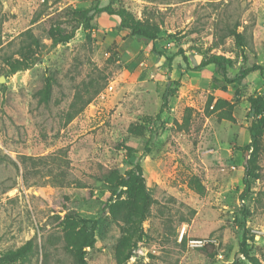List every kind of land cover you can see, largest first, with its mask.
<instances>
[{
  "label": "rangeland",
  "instance_id": "1",
  "mask_svg": "<svg viewBox=\"0 0 264 264\" xmlns=\"http://www.w3.org/2000/svg\"><path fill=\"white\" fill-rule=\"evenodd\" d=\"M97 3L159 26L158 38H137L100 12L52 45ZM236 25L243 50L229 35ZM24 52L40 54L37 63L9 73ZM214 54L233 60L230 76L264 65V0H0V251L35 241L9 264H74L68 215L97 220L88 264L129 252L123 264H252L241 253L243 208L250 254L264 264V132L253 144L249 101L264 97V78L229 84L215 64L197 67ZM167 87L177 91L158 117ZM219 99L234 120L213 108ZM137 161L155 203L143 219L116 221L103 205L132 204L118 184Z\"/></svg>",
  "mask_w": 264,
  "mask_h": 264
},
{
  "label": "trees",
  "instance_id": "2",
  "mask_svg": "<svg viewBox=\"0 0 264 264\" xmlns=\"http://www.w3.org/2000/svg\"><path fill=\"white\" fill-rule=\"evenodd\" d=\"M99 1V0H98ZM100 12H107L109 15H115L119 18V29L130 32L133 36L137 38L146 39L154 42L160 33L159 26L143 23L139 20H135L132 14L126 10L115 9L111 5H100L97 3L93 9L84 10L78 13L79 19L78 24L73 27L70 33H60L58 36H52L53 42L52 45H56L61 42H67L71 40L75 31L80 27L84 26L85 28L89 27L90 21H92L96 14ZM237 26L230 29L229 35L234 36L236 45L239 49L243 50L247 47V41L242 32L237 31ZM36 44V42H35ZM38 45V44H37ZM37 56L31 57L27 52L22 53L20 59H15L13 61H8L9 73H16L20 70H26L31 68L35 63H37ZM183 59L185 62H188L187 56L183 55ZM171 62V59H170ZM169 62V64H171ZM209 64H215L218 67L219 73L223 76L226 83H235L242 81L248 74L259 71L261 76L264 78V65H256V66H248L240 69V71L234 76L229 75L228 67L233 64V60L231 58H227L222 54H214L205 60L201 61L197 66L205 67ZM52 89V85L50 82L46 83L44 88V97L47 99L50 96ZM177 91L176 88L167 87L163 95V102L158 114H160L165 110L166 106L169 103L170 97ZM251 103V110L254 111V121L250 126V133L252 137V143L256 144V142L261 137L264 132V97L262 95H257L249 99ZM212 100L209 101V105H212ZM214 109L218 110L219 108H223L222 116L229 120H234V116L232 115V104H230L225 99H219L215 105ZM252 144V145H253ZM251 144L242 147L244 150H249ZM68 151L64 150L60 159V166H64L65 168L69 167V159L67 155ZM4 158L0 155V160ZM24 160H32L33 162H40L43 158H31V157H23V163H26ZM246 176L250 175L251 168L250 165H246L245 167ZM126 176L120 179L118 185L126 187V192L129 193V198H134L132 204L128 203L125 199H116L112 203H107L103 205L102 213L110 212L113 218L118 221L119 219L126 220V218L132 214L140 215V218L143 219L146 217L147 213L150 211L151 206L155 203L154 198L150 196V194L146 191L145 186V175L144 170L140 161H137L136 164L132 168H128L125 171ZM65 174L63 172L55 175V182L63 183L65 180ZM247 179H245V183H247ZM243 216V237L241 242V253L252 263V264H263L256 256L250 254V250L248 248V240L250 239V231L245 226L247 212L246 209L242 210ZM121 217V218H120ZM66 219L69 221L68 223V249L73 257L74 264H88L86 258V248H93L96 244V224L97 220L88 219L79 217L76 215H68ZM91 223V225H90ZM35 249V241L34 239L28 240L26 243L22 244L17 248H9L4 251H0V264H9L11 262L18 261L21 258L28 257L30 253H32ZM202 249H205L203 247ZM131 256V252L125 255L124 259L121 258L118 261V264H123L129 257Z\"/></svg>",
  "mask_w": 264,
  "mask_h": 264
},
{
  "label": "built area",
  "instance_id": "3",
  "mask_svg": "<svg viewBox=\"0 0 264 264\" xmlns=\"http://www.w3.org/2000/svg\"><path fill=\"white\" fill-rule=\"evenodd\" d=\"M194 246H204L205 242L203 240H191Z\"/></svg>",
  "mask_w": 264,
  "mask_h": 264
},
{
  "label": "water",
  "instance_id": "4",
  "mask_svg": "<svg viewBox=\"0 0 264 264\" xmlns=\"http://www.w3.org/2000/svg\"><path fill=\"white\" fill-rule=\"evenodd\" d=\"M5 80V77L4 76H2V77H0V82H3ZM254 115V111L252 110L251 112H250V116H253ZM251 122V121H250ZM252 123V122H251Z\"/></svg>",
  "mask_w": 264,
  "mask_h": 264
}]
</instances>
